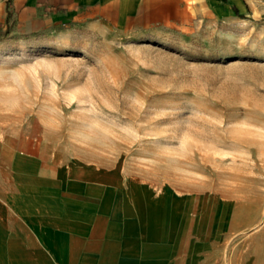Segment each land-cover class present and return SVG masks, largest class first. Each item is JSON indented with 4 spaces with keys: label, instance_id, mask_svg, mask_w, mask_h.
<instances>
[{
    "label": "rangeland",
    "instance_id": "rangeland-1",
    "mask_svg": "<svg viewBox=\"0 0 264 264\" xmlns=\"http://www.w3.org/2000/svg\"><path fill=\"white\" fill-rule=\"evenodd\" d=\"M221 1L101 20L0 0V156L120 170L186 264H264V0Z\"/></svg>",
    "mask_w": 264,
    "mask_h": 264
},
{
    "label": "crops",
    "instance_id": "crops-1",
    "mask_svg": "<svg viewBox=\"0 0 264 264\" xmlns=\"http://www.w3.org/2000/svg\"><path fill=\"white\" fill-rule=\"evenodd\" d=\"M163 0H16L30 19L152 14ZM228 14L245 0H222ZM9 151V150H8ZM120 170H73L47 157L0 156V264H186V238L170 235L131 196Z\"/></svg>",
    "mask_w": 264,
    "mask_h": 264
}]
</instances>
